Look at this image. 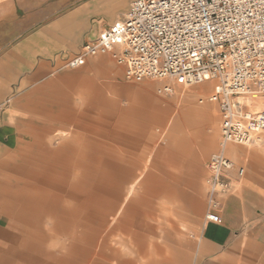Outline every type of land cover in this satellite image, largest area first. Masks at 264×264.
Returning <instances> with one entry per match:
<instances>
[{
    "label": "crops",
    "instance_id": "0c3cea01",
    "mask_svg": "<svg viewBox=\"0 0 264 264\" xmlns=\"http://www.w3.org/2000/svg\"><path fill=\"white\" fill-rule=\"evenodd\" d=\"M132 1L0 0V101L11 99L0 116V150L28 149L40 139L36 153L12 167L15 186L0 187V198L4 199L0 209L23 217L14 224L12 218L3 222L0 217V264H94L91 255L77 257L47 251L38 231L42 216L76 217L82 215L81 211L99 216L113 210L123 187L135 176L136 134L155 125L169 130L170 142L159 149L155 172H150L147 180L150 185H162V189L150 188V194L164 193L168 204L179 208L188 205L186 200L198 199L197 194H189L182 187L192 181L190 160L199 163L209 154L216 133L194 129L199 118L214 120L212 107L196 105V94L184 93L171 102L172 106L153 95L155 85L164 84L159 82L143 86L144 95L130 98L123 105L120 99L106 94L95 78L76 73L66 76L64 86L79 92L77 96L86 107L78 110L61 89V72L70 69L65 66L67 61L103 29L122 20ZM106 69L112 71L113 65L107 64ZM212 85L209 81L200 88L206 92ZM51 88L50 99V92L46 95L45 90ZM126 90L132 87H124L122 92ZM49 102L57 109L49 117L50 122L75 129L45 141L44 133L50 130L44 129L42 121ZM182 128L192 133V139L200 140V153L191 152L186 138L172 144L171 136ZM110 129L121 137L124 154L83 136V132L105 136ZM56 138L62 142L53 146ZM227 156L245 169V175L238 177L236 170L231 172L234 190L221 202V223L206 219L207 200L202 217L196 220L190 219L185 209L180 220L170 221L161 219L156 208L134 209L131 220L122 221L123 226L128 223L133 227L134 247L138 240L140 246H160L181 254L123 256L116 261L101 257L95 263L264 264V139L254 148L230 145ZM70 199L77 204L65 205ZM180 200H184V206ZM173 214L178 215L175 211Z\"/></svg>",
    "mask_w": 264,
    "mask_h": 264
},
{
    "label": "built area",
    "instance_id": "2783aa9c",
    "mask_svg": "<svg viewBox=\"0 0 264 264\" xmlns=\"http://www.w3.org/2000/svg\"><path fill=\"white\" fill-rule=\"evenodd\" d=\"M106 55L129 79L164 82L161 96L216 81L206 99L221 116L219 146L207 163L206 219L221 223V202L234 190L230 174L245 175L228 147L253 145L264 133V110L255 104L264 98V0H134L65 66L78 69ZM10 102L0 101V116Z\"/></svg>",
    "mask_w": 264,
    "mask_h": 264
},
{
    "label": "rangeland",
    "instance_id": "374dc122",
    "mask_svg": "<svg viewBox=\"0 0 264 264\" xmlns=\"http://www.w3.org/2000/svg\"><path fill=\"white\" fill-rule=\"evenodd\" d=\"M113 65L112 71H107V64ZM85 74L92 78L96 79V82L101 86L106 94L118 98L121 100V103H124L130 98L141 97L144 95L145 88L143 87L147 84H157L160 81L156 80H135L129 79L127 77L126 68L119 65L111 55H106L104 57L91 60L85 67L80 69H64L61 72V89L64 90L66 94L71 98V105L76 107L78 110H82L85 105H82L77 94L79 93L75 89L66 88L64 86L65 78L70 74ZM202 85V84H201ZM201 85H195L192 87L178 86L176 87L175 93L170 96H161L158 93V89L161 86L155 85L152 92L153 95L162 102L166 104H171L178 96L184 93H193L196 94V105L198 107L210 106L213 110V122L205 120L204 118H199L194 123V129L201 130L204 134L216 133V141L213 149L209 152L208 155L202 157L199 163L190 160V171L189 175L191 182H187L182 187V190L188 192L189 194H197L198 199L193 200L189 199L185 202L188 203L187 209L179 208L176 204H168L167 200L164 198V193L160 194L157 192V196L153 193L150 194L149 190L162 189V185L148 184L147 180L149 179L150 172H155L154 167L156 164V155L161 147L167 145L169 141L168 137L170 136L169 130H165L163 126L155 125L150 128L148 131L140 130L136 134L137 146L134 150V155L136 158V172L134 178L126 183L122 189V193L118 200H116V206L113 210H110L107 214H102L97 216L94 212H82V215L74 217L72 215H49L45 214L42 216L41 225L38 229L42 233L43 239L45 241V249L50 252H54L56 255H75L77 257H84L85 255H91L93 257L94 264L95 262L100 261L101 257H107L116 261L117 257H132L134 255H180L181 253L175 252L165 247H144L140 246L138 240L136 247H134L133 239V227L126 223L124 226L122 224L123 219L131 220L133 210L135 209H144L148 210L149 208H156L161 219L170 220H180L181 213H188L190 219L196 220L198 217H202L203 209H206V186L204 185L206 180V171L205 165L210 159L211 155L218 149L219 140H220V121L221 116L219 112L218 105L215 103L208 102L206 99L213 92L216 81H213L212 89L208 91H203L200 88ZM64 86V88H63ZM124 87H132V90L129 92H122ZM52 88L46 89V95L50 92V99L52 97ZM55 97V96H54ZM48 98V97H47ZM46 98V99H47ZM48 98V99H49ZM201 99H205L204 103H201ZM264 101V98L258 99L257 101ZM55 103L49 102L45 104L44 112L45 117L42 121L44 123V129L50 133H44V140L48 141L49 138L62 134V132H70L74 130V126H63L60 124H54L50 122L49 117L52 114H56L57 109L54 105ZM256 108H257V103ZM50 128V129H49ZM115 129L108 132L105 136L100 135H91L89 133L83 132L84 138L89 137L95 141L104 143V145L109 148L117 151V154H124L123 145L121 144L119 136L115 133ZM193 132V131H192ZM192 133L188 129H180L176 132L175 135L171 136L172 144H176L178 140L186 138L190 143V150L193 154L200 153L201 148L199 141H196L192 138ZM264 139V133L261 134L256 143L249 145L248 148H254L259 146ZM40 139L33 143V145L28 149H19L17 151L5 152L0 150V187L5 186H15L13 176L14 171L12 170L13 166L22 164L29 156H32L36 153L37 144ZM83 141V137L80 139ZM61 139H54L53 146L61 143ZM178 144V143H177ZM243 147V146H242ZM159 164V163H158ZM162 171H160L161 173ZM159 173V170L157 171ZM189 178V179H190ZM138 180V181H136ZM151 186V187H150ZM156 188V189H155ZM132 189V190H131ZM130 190L132 191L130 193ZM2 198H0V205L2 203ZM109 203H112L113 200L109 199ZM181 204L184 206V200L181 201ZM67 204L73 203L77 204V201L74 199L67 200ZM197 203L198 205L197 208ZM181 206V205H180ZM182 207V206H181ZM173 209V210H171ZM178 213V215L173 214ZM182 211V212H181ZM172 214V215H171ZM0 217L3 222H10L12 218L13 224L21 222L23 217L21 215H12L2 209H0ZM105 223H102V221ZM26 224V223H24ZM20 229L22 228V224ZM24 229H29L28 226L23 225ZM33 231L37 230L32 227ZM91 237L92 240H86V237ZM142 244V243H141ZM86 257V256H85Z\"/></svg>",
    "mask_w": 264,
    "mask_h": 264
},
{
    "label": "bare ground",
    "instance_id": "6f19581e",
    "mask_svg": "<svg viewBox=\"0 0 264 264\" xmlns=\"http://www.w3.org/2000/svg\"><path fill=\"white\" fill-rule=\"evenodd\" d=\"M256 103H257V108L256 109L258 111H263L264 110V104H263L262 100H260V101L256 100Z\"/></svg>",
    "mask_w": 264,
    "mask_h": 264
}]
</instances>
